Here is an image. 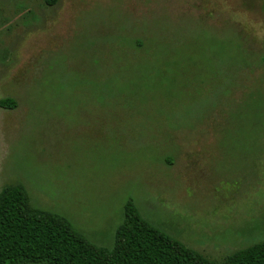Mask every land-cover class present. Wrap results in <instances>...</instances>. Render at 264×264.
Returning <instances> with one entry per match:
<instances>
[{
	"label": "rangeland",
	"instance_id": "1",
	"mask_svg": "<svg viewBox=\"0 0 264 264\" xmlns=\"http://www.w3.org/2000/svg\"><path fill=\"white\" fill-rule=\"evenodd\" d=\"M264 0H0V195L111 250L131 202L221 263L264 242Z\"/></svg>",
	"mask_w": 264,
	"mask_h": 264
},
{
	"label": "trees",
	"instance_id": "2",
	"mask_svg": "<svg viewBox=\"0 0 264 264\" xmlns=\"http://www.w3.org/2000/svg\"><path fill=\"white\" fill-rule=\"evenodd\" d=\"M14 107L13 99L0 100V108ZM0 264H264V242L212 262L147 223L129 202L113 248H97L64 218L30 208L20 186H8L0 195Z\"/></svg>",
	"mask_w": 264,
	"mask_h": 264
}]
</instances>
